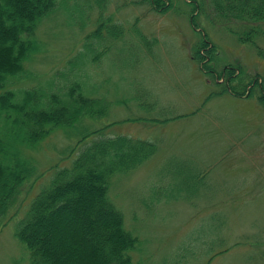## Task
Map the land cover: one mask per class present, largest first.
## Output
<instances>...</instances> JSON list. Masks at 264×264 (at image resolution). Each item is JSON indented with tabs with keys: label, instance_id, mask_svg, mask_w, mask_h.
<instances>
[{
	"label": "rangeland",
	"instance_id": "rangeland-1",
	"mask_svg": "<svg viewBox=\"0 0 264 264\" xmlns=\"http://www.w3.org/2000/svg\"><path fill=\"white\" fill-rule=\"evenodd\" d=\"M99 19L109 20L104 37L88 40ZM114 24L123 28L120 39L110 36ZM250 27L257 34L242 42ZM204 36L215 46L209 63L215 73L235 66L248 81L264 83V22L225 20L212 0H172L163 14L144 0H62L37 30L40 54L0 89L16 92L14 103L44 85L49 94H63L82 72L85 93L100 100L103 114L70 136L103 130L107 138L156 145L152 157L114 175L109 187L125 230L137 239L134 264H264V104L258 91L251 98L217 94L223 90L217 78L193 58ZM81 53L88 56L77 62ZM6 116L0 117L3 135ZM55 141L53 149L41 141L27 153L36 172L0 230V264L30 263L17 230L72 159L73 142Z\"/></svg>",
	"mask_w": 264,
	"mask_h": 264
},
{
	"label": "trees",
	"instance_id": "trees-1",
	"mask_svg": "<svg viewBox=\"0 0 264 264\" xmlns=\"http://www.w3.org/2000/svg\"><path fill=\"white\" fill-rule=\"evenodd\" d=\"M144 1L151 4L153 11L162 14L172 7V0ZM61 2L0 0V89L6 87L9 78L25 71L26 61L40 54L42 45L37 30L60 11ZM212 5L225 20L246 25L264 22V0H212ZM195 10L199 8L194 7ZM108 21L99 19L101 25L87 39L104 37L101 28L109 24ZM193 23L197 29L195 19ZM113 26L110 36L120 39L122 26ZM248 31L245 38L241 37L242 42L257 34L256 28L250 27ZM141 38L147 41L144 36ZM207 40L204 36L193 58L205 62L207 73L218 81L228 76L226 82L219 84L223 90L217 94L228 92L236 97L251 98L258 91V100L264 104V83L258 77L248 81L242 77L241 68L236 72L235 66L215 73V68L209 64L214 62L211 54L215 46ZM84 48L87 52L86 45ZM206 49H209L208 56ZM103 53L93 61H98ZM87 56L79 54L77 62ZM77 62L71 61L70 65L78 66ZM79 73L63 94H49L44 89L46 85L40 91L21 93L19 103H14L18 97L16 92L0 94V117L7 114L6 119L10 121L4 122L6 135L0 133V230L8 223L9 210L22 187L35 175L27 153L41 141H45V150H50L51 145L53 149L55 139L62 137L73 142L68 146L71 149L68 157L72 156L70 165L57 170L51 186L34 200L26 220L17 230L19 241L31 254L29 264H134L130 252L136 248L137 239L125 230L122 214L109 199V187L114 175L143 164L156 153L157 147L126 136L107 138L101 136L103 130L83 133L80 138L70 136L79 127L86 126V121L103 114L102 109L99 111L100 100L85 93L83 73ZM61 151L59 156H62Z\"/></svg>",
	"mask_w": 264,
	"mask_h": 264
}]
</instances>
